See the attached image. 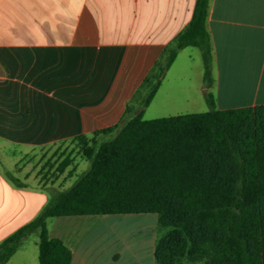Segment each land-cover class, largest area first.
<instances>
[{
	"label": "crops",
	"instance_id": "obj_1",
	"mask_svg": "<svg viewBox=\"0 0 264 264\" xmlns=\"http://www.w3.org/2000/svg\"><path fill=\"white\" fill-rule=\"evenodd\" d=\"M197 2L0 0V151L7 143L55 146L115 126L127 112L128 117L140 112L137 99L189 29ZM207 28L213 85L197 87L194 106L206 92L220 110L264 105V0H211ZM192 60L179 78L195 75L196 83L200 70ZM186 90L191 93L190 86ZM29 173L26 178L36 173V188L15 181L0 159V244L49 202L38 168ZM124 236L127 242L107 257L82 240L65 244L73 250V264H157L155 251L138 257L133 237Z\"/></svg>",
	"mask_w": 264,
	"mask_h": 264
},
{
	"label": "trees",
	"instance_id": "obj_2",
	"mask_svg": "<svg viewBox=\"0 0 264 264\" xmlns=\"http://www.w3.org/2000/svg\"><path fill=\"white\" fill-rule=\"evenodd\" d=\"M210 2L198 0L189 29L168 51L140 112L60 142L70 140L75 148L58 173L74 163L75 150L90 168L70 188L53 191L41 213L0 244V264L33 232L40 235L39 264H73V250L50 236L48 219L122 214H157L162 226L173 228L156 244L157 264H264V105L220 110L206 92L208 112L143 117L188 46L201 49L210 87Z\"/></svg>",
	"mask_w": 264,
	"mask_h": 264
},
{
	"label": "rangeland",
	"instance_id": "obj_3",
	"mask_svg": "<svg viewBox=\"0 0 264 264\" xmlns=\"http://www.w3.org/2000/svg\"><path fill=\"white\" fill-rule=\"evenodd\" d=\"M186 48L183 51H179L176 63L163 81L162 87L152 104L148 108H144V119L151 120L204 113L211 110L206 96L200 95L199 101L201 105L194 106L192 102L193 100L194 102L195 100L196 102L198 101L197 87L200 84L206 87V68L201 49L193 46ZM190 59L191 63L194 62L192 59L198 62L200 79H196V81L198 80L196 83L194 82L195 75H192L190 80L188 75L183 78V81L179 78L181 75H185V70L189 72L187 62ZM190 70L195 71L193 64ZM212 83L211 86L213 85ZM181 86L183 87L181 88ZM189 86L191 88L190 94L186 90ZM151 87L153 86H150L149 90ZM149 90L143 98L137 99V103L143 105L150 92ZM187 98H189L190 102ZM74 148L75 144L71 143L70 140L63 144L57 143L55 146L51 145L43 149L7 143L3 145L0 151V159L3 161L4 167H7L10 172L17 176L18 180L25 182V185L30 189L37 187L36 173L33 175L31 173L36 172L38 168L39 185L50 190L44 191L49 201L54 194L53 191L70 188L90 168L91 163L75 150L72 154L74 163L63 174L58 173V165ZM33 166L36 167L32 169ZM28 171H30L29 175L31 176L26 178ZM47 226L51 237L59 238L70 246L82 240L83 243L90 245L97 253H101L102 256L106 257L113 254L121 246V243H126L128 239L124 235L129 234L130 237H133V250L141 251L136 252V254L142 258L144 251H155L159 238L165 236L173 229L168 225L162 226L157 214L54 217L48 219ZM151 230L153 233H150ZM152 234L154 236H151ZM39 243V233H31L24 239L21 247L8 264H39ZM200 264H204V262H200Z\"/></svg>",
	"mask_w": 264,
	"mask_h": 264
}]
</instances>
